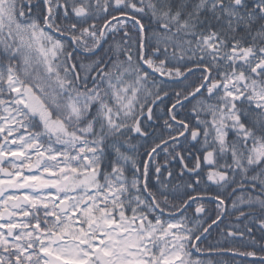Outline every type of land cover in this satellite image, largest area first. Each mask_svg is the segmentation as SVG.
Returning <instances> with one entry per match:
<instances>
[{"label":"snow or ice","instance_id":"1","mask_svg":"<svg viewBox=\"0 0 264 264\" xmlns=\"http://www.w3.org/2000/svg\"><path fill=\"white\" fill-rule=\"evenodd\" d=\"M192 249L264 264V0H0V264Z\"/></svg>","mask_w":264,"mask_h":264},{"label":"trees","instance_id":"2","mask_svg":"<svg viewBox=\"0 0 264 264\" xmlns=\"http://www.w3.org/2000/svg\"><path fill=\"white\" fill-rule=\"evenodd\" d=\"M159 111V106L157 108ZM225 216L229 218H225ZM221 222H218L217 225L213 226L209 233H207L202 240L204 243V247L206 249H227L232 247L235 243L229 242V239L226 238L227 236V225L229 223L236 225L239 224L241 227L244 224L243 220L236 221L235 220V213H231L229 215H225ZM223 230V231H222ZM257 237H259V233H256ZM227 252V251H226ZM199 260L203 261H211L212 264H252L253 258L250 257H242L230 252L227 253H210L204 255L197 256Z\"/></svg>","mask_w":264,"mask_h":264},{"label":"flooded vegetation","instance_id":"3","mask_svg":"<svg viewBox=\"0 0 264 264\" xmlns=\"http://www.w3.org/2000/svg\"><path fill=\"white\" fill-rule=\"evenodd\" d=\"M133 143H136V141L134 140ZM143 150H144L143 148H140V152H143ZM173 167L176 168V169L178 170V165H173ZM173 182H175V181H173ZM228 204L230 205V204H231V201H228ZM210 207H211V209L213 210V212H212V216H213V218H215V213H214L215 204H212ZM193 208H194V206H193ZM192 211H193V209H189V210H188V213L191 214ZM176 218L178 219L179 217L177 216ZM202 218H203V217H202ZM225 218H229V217L225 216ZM209 223H210V221H209ZM197 253H198V252H196L195 249H192V254H191V255H195V254H197ZM191 259H193V260H197V258H191Z\"/></svg>","mask_w":264,"mask_h":264},{"label":"rangeland","instance_id":"4","mask_svg":"<svg viewBox=\"0 0 264 264\" xmlns=\"http://www.w3.org/2000/svg\"><path fill=\"white\" fill-rule=\"evenodd\" d=\"M201 248H203L204 249V243H203V241H201Z\"/></svg>","mask_w":264,"mask_h":264}]
</instances>
